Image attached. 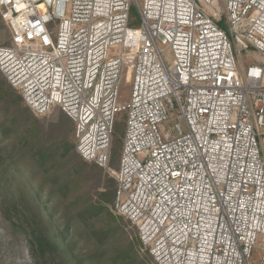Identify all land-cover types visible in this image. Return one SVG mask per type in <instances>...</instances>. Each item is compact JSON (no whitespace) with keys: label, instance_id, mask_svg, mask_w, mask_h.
Returning <instances> with one entry per match:
<instances>
[{"label":"built area","instance_id":"2783aa9c","mask_svg":"<svg viewBox=\"0 0 264 264\" xmlns=\"http://www.w3.org/2000/svg\"><path fill=\"white\" fill-rule=\"evenodd\" d=\"M0 21V73L35 116L72 121L156 264L256 247L264 264V0H0Z\"/></svg>","mask_w":264,"mask_h":264},{"label":"rangeland","instance_id":"374dc122","mask_svg":"<svg viewBox=\"0 0 264 264\" xmlns=\"http://www.w3.org/2000/svg\"><path fill=\"white\" fill-rule=\"evenodd\" d=\"M219 9L222 11L221 5H219ZM132 13L136 14L134 8H132ZM220 20L222 21L221 27L224 28V18L222 17ZM8 43L9 34L3 22L0 21V46H5ZM1 89L10 94L6 97L8 101L0 100V123L2 122L3 128L8 130L10 139L9 142L3 143V147L12 144L11 149L20 154L19 157H6L2 160L4 169H14L6 175V177L13 175V177H8V180L14 186L23 188L25 192V184L30 181L37 185L45 183V188L53 187L55 190L58 186H63L66 183V188L61 191V194L56 191L55 196L51 199L44 195L40 197V202L49 208L60 203L56 206L57 210L53 214L55 220L58 219L59 213L64 212L65 208H67L66 212L70 216L76 215L85 202L98 204L104 208L93 215L84 216L75 226L78 233L83 235L73 247L75 252H83L87 248L82 243L86 239L84 234H91L96 230L103 229V231L108 230L107 238L95 248V254L98 256L100 264H156L147 251L142 248L136 227L118 216L112 209L115 189L113 176L107 170L82 161L76 154L72 121L58 108L53 109L44 117L35 116L30 110L29 115L23 114L21 110L26 108L23 103L21 102L18 107L15 106L16 97L19 96V93L9 86L0 73ZM128 90L129 86L123 85L122 98L127 97ZM14 99L15 102L13 103ZM6 107L9 109L7 110ZM125 115V111H122L117 116L110 161L112 171L116 170L121 153ZM32 119L37 121L36 131L33 133H31L30 127V124L33 123L29 122ZM159 129L161 130L162 127ZM25 137L32 141V146H29L27 142L25 143ZM67 149V153L63 154ZM38 150H42L43 155H51L46 160L37 157L33 161L29 154L36 153ZM2 152L5 155L4 151ZM14 171L15 174H13ZM101 198L111 200L110 204H105ZM9 217L10 220L4 216L0 208V264H35L29 246V230L19 216L11 215ZM54 223L57 226L60 225L57 221ZM66 238L68 241L72 240L68 233ZM125 248L130 250L129 253L123 259L118 258V253ZM261 255L260 248L256 247L252 254L251 264H260ZM48 261L51 264H57L59 261L58 252L50 255ZM80 264L88 263L82 260Z\"/></svg>","mask_w":264,"mask_h":264},{"label":"trees","instance_id":"16d2710c","mask_svg":"<svg viewBox=\"0 0 264 264\" xmlns=\"http://www.w3.org/2000/svg\"><path fill=\"white\" fill-rule=\"evenodd\" d=\"M221 23L222 22L219 23L220 27H221ZM9 95L10 94L4 92V90L2 89L0 90V100L8 101L6 97H8ZM14 102L15 99L13 100V103ZM21 102L23 103L19 95L16 97L15 106L18 107ZM6 109L8 110L9 108L6 107ZM21 111L23 114L26 115L30 114L29 108L27 107L22 109ZM29 122L33 123L30 124L31 133H33V131L34 132L36 131L35 125L37 124V121L32 119L29 120ZM0 128H1L0 129V199H1L0 208L3 211L4 216L9 220H10L9 216L11 215L19 216L22 223L29 230L28 231V234L30 236L29 246L33 254L35 264H51L48 261V257L57 252L59 258L57 264H80L82 260H84L88 264H100V262H98V256L95 254V248H97L98 244L101 245L102 244L101 241H104L107 238L108 230L103 231V229H99L92 232L91 234H84V236H86V239L82 243H84L87 246V248L83 252H75L73 247L83 237V235L79 234L78 230L75 228L77 223L81 221L84 218V216L93 215L94 213L102 211L104 208L102 206H98V204L85 202V204L81 207V209L78 210L76 215L70 216L66 212L67 208H65L64 212L62 214L59 213L58 219L55 220L53 218L54 217L53 214L54 211L57 210L56 206L60 203H58L56 206L54 204L52 208H49L45 206L42 202H40V197L44 195L46 198L51 199L55 196L56 191H58V193L61 194V191L66 188L67 184L64 183L65 185L58 186V188L55 190V188L53 187H50L49 189L45 188V183H43L42 185H37V184H33L30 181L28 184H25L26 192L25 190H23V188L14 186V184H12L11 181L8 180L9 179L8 177H13V175L11 174L6 177V175L14 169H4L5 166L3 165L2 160L3 158L5 159L6 157L7 158L8 157L13 158L16 156L19 157L20 154L15 150L11 149L12 144L7 147H3L4 146L3 143L4 142L7 143L10 140L9 132L8 130H5L3 128L2 122L0 123ZM26 142L29 146L33 145L32 141L28 140L27 138L25 140V143ZM72 148L73 146L71 147V149ZM2 151H4L5 155L3 154ZM67 151L68 149L65 150L63 154H66ZM47 155L49 156L43 155L42 150H38L36 153H30L29 157L30 159L32 158L33 161H35L37 157L41 160H46L47 158L50 157L51 154H47ZM93 165L98 167L95 164ZM13 174H15V171ZM115 188H116V183H115ZM114 198H115V189L113 192L112 209L114 204ZM101 200H103L105 204H110L111 201L102 198ZM109 217H111L110 214ZM55 221L59 222L60 225L57 226L56 223H54ZM61 229L62 231H60ZM67 233L68 235H71L73 241L67 240L66 238ZM129 251L130 250L127 248L122 249L118 253V258L123 259L129 253Z\"/></svg>","mask_w":264,"mask_h":264}]
</instances>
